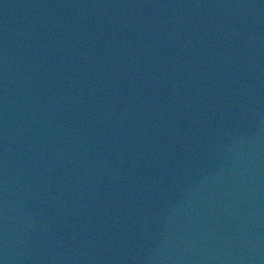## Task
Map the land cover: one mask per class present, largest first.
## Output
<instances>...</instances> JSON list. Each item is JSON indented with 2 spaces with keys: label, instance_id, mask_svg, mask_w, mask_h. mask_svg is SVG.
Instances as JSON below:
<instances>
[{
  "label": "water",
  "instance_id": "1",
  "mask_svg": "<svg viewBox=\"0 0 264 264\" xmlns=\"http://www.w3.org/2000/svg\"><path fill=\"white\" fill-rule=\"evenodd\" d=\"M0 264H264V0H0Z\"/></svg>",
  "mask_w": 264,
  "mask_h": 264
}]
</instances>
